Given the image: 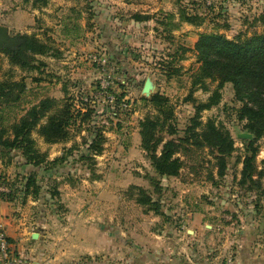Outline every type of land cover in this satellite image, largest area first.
<instances>
[{
    "label": "rangeland",
    "instance_id": "obj_1",
    "mask_svg": "<svg viewBox=\"0 0 264 264\" xmlns=\"http://www.w3.org/2000/svg\"><path fill=\"white\" fill-rule=\"evenodd\" d=\"M263 11L264 0H0V26L10 37L33 35L50 47L32 71L0 55V83L25 84L20 101L0 104L4 123L44 101L51 108L39 125L65 101L89 112L60 143L32 132L39 152L58 159L53 165H28L19 152L0 158V194L9 196L0 200V236L17 261L0 250V264H264V141L239 119L232 84L200 78L195 50L201 35L264 32ZM214 91L216 104L197 111ZM156 94L173 107L167 121L148 102ZM145 118L159 122L157 155L174 142L178 175L152 167L140 134ZM209 119L233 141L222 176L216 150L202 138ZM97 133L94 152L88 147ZM251 141L255 189L239 184ZM31 174L38 190L27 195Z\"/></svg>",
    "mask_w": 264,
    "mask_h": 264
},
{
    "label": "trees",
    "instance_id": "obj_2",
    "mask_svg": "<svg viewBox=\"0 0 264 264\" xmlns=\"http://www.w3.org/2000/svg\"><path fill=\"white\" fill-rule=\"evenodd\" d=\"M184 16L185 21L188 22H193L195 19L194 16ZM257 21L264 26V11L258 16ZM16 37L19 38L18 46L11 49H0V55L5 57L10 65L21 70L39 69L42 64L37 63L36 56L46 55L50 47L33 35L18 34ZM195 50L202 62L199 67L200 78L217 80L218 88L225 83L232 84L235 97L242 104L239 109V119L247 121L246 126L254 140L264 141V32L253 33L251 36H237L232 40L215 34L201 35L195 45ZM17 88H20L18 94L14 93ZM24 89L25 84L22 82L11 81V78L2 81L0 83V104L7 106L20 101V94ZM218 96V93L214 91L205 103L197 105L196 110H208L216 104ZM46 102L33 106L24 117L10 125L5 124V117L0 115V158L12 152H19L26 164L34 167L45 165V168L58 161L55 159L50 163L46 153L39 152L32 138V132L36 131L47 143H60L68 139L70 126L78 121L83 122L89 112L82 113L81 110L74 109L70 102L65 101L57 115L48 116L45 123L39 125L40 119L44 118L45 113L51 108V105ZM148 102L163 117V121L173 117V107L166 97L159 94L152 95ZM76 117H81V119L77 121ZM158 124V121L150 118H145L141 122L140 134L143 149L150 154L149 159L157 174L174 177L181 169L179 159L174 157L176 154L174 142L166 141L162 145L160 154L155 153L162 142L154 139L153 131ZM190 130L188 128L187 133ZM202 132V138L218 154L219 176H222L225 170V157L231 153L233 141L222 125H216L211 119L206 122ZM173 133L174 130L170 129L169 134ZM194 137L197 135L192 134L191 138ZM100 140L101 135L97 133L88 150L99 151ZM253 141L247 144L249 152L242 161L243 168L239 184H247L249 188L255 189L260 186V174L257 173L255 166L256 148L253 147ZM25 180V194L32 192L31 187L35 192L38 190L33 174ZM0 200L8 201L9 196L1 193ZM140 202L143 205L155 204L144 197H141ZM155 211L158 212L156 207Z\"/></svg>",
    "mask_w": 264,
    "mask_h": 264
},
{
    "label": "water",
    "instance_id": "obj_3",
    "mask_svg": "<svg viewBox=\"0 0 264 264\" xmlns=\"http://www.w3.org/2000/svg\"><path fill=\"white\" fill-rule=\"evenodd\" d=\"M18 44H19V38L16 36L10 37L8 29L0 26V49H3V48L11 49V48L17 47ZM150 89H151V85L149 81H146L143 86L142 92L145 95H148L150 92ZM33 236H37V235H33Z\"/></svg>",
    "mask_w": 264,
    "mask_h": 264
},
{
    "label": "built area",
    "instance_id": "obj_4",
    "mask_svg": "<svg viewBox=\"0 0 264 264\" xmlns=\"http://www.w3.org/2000/svg\"><path fill=\"white\" fill-rule=\"evenodd\" d=\"M0 250L2 251V256L5 260H8L11 263L17 262L15 259H12L10 257V253L8 252V247L1 236H0Z\"/></svg>",
    "mask_w": 264,
    "mask_h": 264
},
{
    "label": "crops",
    "instance_id": "obj_5",
    "mask_svg": "<svg viewBox=\"0 0 264 264\" xmlns=\"http://www.w3.org/2000/svg\"><path fill=\"white\" fill-rule=\"evenodd\" d=\"M3 224H5V223H3Z\"/></svg>",
    "mask_w": 264,
    "mask_h": 264
}]
</instances>
